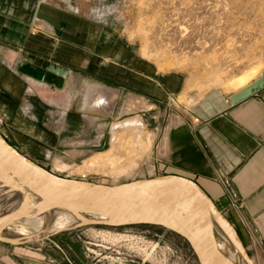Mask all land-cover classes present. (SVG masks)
<instances>
[{"label": "rangeland", "instance_id": "1", "mask_svg": "<svg viewBox=\"0 0 264 264\" xmlns=\"http://www.w3.org/2000/svg\"><path fill=\"white\" fill-rule=\"evenodd\" d=\"M78 1L84 3L85 10L94 8L97 21L105 20L112 36H117L113 46L127 58L119 64L128 69L136 65L145 83L153 81L164 90L167 87L171 90H166L161 98L150 94L147 88L138 97L128 91L114 103L115 92L111 90L115 86L82 78L66 116L63 107H59V130L64 129L60 139L71 140L85 131L80 139L73 141L85 151L81 156L61 155L67 152L61 149L56 155L44 141L35 138L47 133V123L39 107L32 109L37 123L24 115V102L14 109L0 108V133L7 143L59 178L79 181L81 175H86L91 184L115 186L163 176L158 159L163 156L169 125L181 122L200 102L217 104L220 98L238 94L229 93L226 85L252 68H257L256 78L239 93L251 86H264V0ZM144 49L149 55L146 59L140 56ZM95 85L110 100L108 114L86 108L87 95L96 92L91 90ZM187 100H193L196 105L188 109ZM131 117L139 118L143 124L140 137L132 130L120 132L113 163L104 162L90 173L83 168L88 159L110 149L112 124ZM57 122L52 121L48 126ZM97 130L103 135L102 141L99 148H91ZM48 152L53 154L47 156ZM51 160L60 161L66 170L53 171ZM26 231L30 237L18 238L4 232L0 235V246L36 247L53 243L59 246V264H198L182 239L153 226L90 225L39 240L32 239V229Z\"/></svg>", "mask_w": 264, "mask_h": 264}, {"label": "crops", "instance_id": "2", "mask_svg": "<svg viewBox=\"0 0 264 264\" xmlns=\"http://www.w3.org/2000/svg\"><path fill=\"white\" fill-rule=\"evenodd\" d=\"M84 6L78 0H0V108L24 102V115L35 123L32 109H42L50 135L35 138L56 155L59 149L67 151L61 155L85 153L73 144L84 130L71 140L60 139L64 129L59 130V107L66 116L82 78L115 86L114 103L128 91L138 97L147 88L161 98L171 90L145 83L136 65L119 64L127 58L113 46L117 36L105 20L97 21L94 8ZM49 64L66 69L65 78L47 74ZM228 99L200 102L180 123L169 125L158 167L163 176L197 184L236 232L252 264H264V86L234 105ZM107 108L101 111L108 114ZM101 134L96 131L91 148L100 147ZM0 264H59V246H0Z\"/></svg>", "mask_w": 264, "mask_h": 264}, {"label": "water", "instance_id": "3", "mask_svg": "<svg viewBox=\"0 0 264 264\" xmlns=\"http://www.w3.org/2000/svg\"><path fill=\"white\" fill-rule=\"evenodd\" d=\"M47 74L65 78L67 70L54 64L46 67ZM229 97L231 105L247 98L257 89ZM0 175L20 191L40 199L44 207L96 215L115 223L114 226L147 225L164 229L190 248L198 264H222L218 253L214 221L224 225L221 232L240 253L245 264H252L238 235L216 209L212 201L191 180L177 176H159L115 186L59 178L39 167L11 147L0 133ZM172 187L186 200L174 203L159 198L155 192ZM26 219L14 213L13 222Z\"/></svg>", "mask_w": 264, "mask_h": 264}, {"label": "bare ground", "instance_id": "4", "mask_svg": "<svg viewBox=\"0 0 264 264\" xmlns=\"http://www.w3.org/2000/svg\"><path fill=\"white\" fill-rule=\"evenodd\" d=\"M140 56L145 59L149 57L145 49L140 52ZM257 73V68H252L249 71L235 77L233 80H230L231 82H229V84L224 87L229 93H239L256 78ZM92 89L96 90V92L88 93L89 95H87V98L89 105L88 107H86L87 110L100 111L105 110L107 107H109L108 105L110 100L108 101L104 92L94 87L91 88V90ZM113 99H116V96L113 95ZM195 105L196 103H194L193 100H187L188 109L193 108ZM110 128V149L102 154L99 153L98 155H95L84 162L83 168H85L88 172L90 170L97 169L104 162L113 163L114 157H116L113 153L115 150L117 138L120 135L119 133L132 130V132H135L140 137L143 124L139 118L131 117V119H126L122 122H116L112 124ZM166 149L167 139H165L163 146V156L166 153ZM47 156L49 155L47 154ZM48 160H50V158H48ZM52 166L53 171H56L58 173H63L66 170L65 165H63V163H60V161L58 162V160L52 161ZM155 194L165 201L182 204L186 201L184 197L179 196L178 190L172 187L162 188L156 191ZM14 213L24 214L26 219L15 221L16 223L14 221L12 222L10 218L12 217V215H14ZM213 223L215 225V243L218 253L221 256L222 264H242L243 259L240 253L219 229H223L224 227L222 222H220L219 220L217 222L213 220ZM90 225L114 226L115 223L96 215L70 213L44 207V204L40 201L39 198L32 196L25 191L16 189L9 183L8 180L0 175V235L4 234V232H7L8 234H10V236L13 237H30L26 230L32 229L34 231L32 239L39 240L58 233L72 231Z\"/></svg>", "mask_w": 264, "mask_h": 264}, {"label": "built area", "instance_id": "5", "mask_svg": "<svg viewBox=\"0 0 264 264\" xmlns=\"http://www.w3.org/2000/svg\"><path fill=\"white\" fill-rule=\"evenodd\" d=\"M193 122H198V121L197 120H194ZM79 181H81V182H88V177L86 175H81L80 178H79Z\"/></svg>", "mask_w": 264, "mask_h": 264}, {"label": "flooded vegetation", "instance_id": "6", "mask_svg": "<svg viewBox=\"0 0 264 264\" xmlns=\"http://www.w3.org/2000/svg\"><path fill=\"white\" fill-rule=\"evenodd\" d=\"M97 263H99V261H97ZM119 264H121V263H119Z\"/></svg>", "mask_w": 264, "mask_h": 264}]
</instances>
